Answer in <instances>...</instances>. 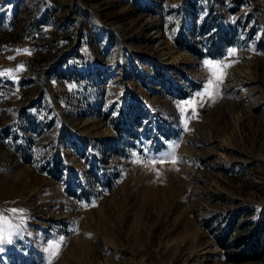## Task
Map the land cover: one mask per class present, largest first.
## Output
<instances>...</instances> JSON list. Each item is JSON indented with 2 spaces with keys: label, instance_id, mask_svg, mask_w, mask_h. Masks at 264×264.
Instances as JSON below:
<instances>
[{
  "label": "rangeland",
  "instance_id": "374dc122",
  "mask_svg": "<svg viewBox=\"0 0 264 264\" xmlns=\"http://www.w3.org/2000/svg\"><path fill=\"white\" fill-rule=\"evenodd\" d=\"M263 218L264 0H0V264H264L218 242Z\"/></svg>",
  "mask_w": 264,
  "mask_h": 264
},
{
  "label": "trees",
  "instance_id": "16d2710c",
  "mask_svg": "<svg viewBox=\"0 0 264 264\" xmlns=\"http://www.w3.org/2000/svg\"><path fill=\"white\" fill-rule=\"evenodd\" d=\"M224 43L228 41L227 38H223ZM223 43V44H224ZM198 44H194L192 47L184 46L189 52L198 54L201 57V51L199 52ZM218 48V49H217ZM219 54L220 47H216ZM231 230V229H230ZM230 230H225L221 237H219V245L225 249L234 250L232 254H227L228 259L233 262L242 261H257L264 258V218L256 225V227L247 235L236 237L232 242H228Z\"/></svg>",
  "mask_w": 264,
  "mask_h": 264
},
{
  "label": "snow or ice",
  "instance_id": "6c2138e0",
  "mask_svg": "<svg viewBox=\"0 0 264 264\" xmlns=\"http://www.w3.org/2000/svg\"><path fill=\"white\" fill-rule=\"evenodd\" d=\"M5 242V237L4 236H2V235H0V244H2V243H4ZM7 242H11L10 240H8ZM58 242H54V243H52V244H50L49 245V249H48V251L50 252V253H52V251H53V249H56L57 251H58ZM49 264H51V260L49 261Z\"/></svg>",
  "mask_w": 264,
  "mask_h": 264
}]
</instances>
